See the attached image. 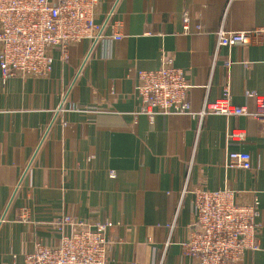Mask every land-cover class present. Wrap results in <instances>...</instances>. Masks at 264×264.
Segmentation results:
<instances>
[{
    "label": "crops",
    "instance_id": "crops-1",
    "mask_svg": "<svg viewBox=\"0 0 264 264\" xmlns=\"http://www.w3.org/2000/svg\"><path fill=\"white\" fill-rule=\"evenodd\" d=\"M98 2L97 24L116 3L118 26H106L102 41L72 44L66 56L54 49L46 78L0 75V264H24L36 243L57 245L61 213L112 224L107 264H196L180 246L196 188H228L243 203L256 198L257 247L237 264H264V121L220 114L149 121L133 90L136 70L170 58L192 86V111L222 98L226 86L230 104L255 111L245 93L264 95V44L216 50L215 32L260 26L264 0ZM117 32L122 38L111 40ZM234 129L243 140L226 139ZM233 151L251 155L248 171L225 166Z\"/></svg>",
    "mask_w": 264,
    "mask_h": 264
},
{
    "label": "built area",
    "instance_id": "built-area-1",
    "mask_svg": "<svg viewBox=\"0 0 264 264\" xmlns=\"http://www.w3.org/2000/svg\"><path fill=\"white\" fill-rule=\"evenodd\" d=\"M99 0H0V75L1 78L16 76L46 78L52 69L51 51L58 49L66 56L72 44L89 41L92 48L105 38L106 26H118L111 7L101 24L95 22ZM189 16L182 14V29L189 31ZM199 31V26L194 27ZM216 50L220 47L245 46L251 41L264 44V23L245 31L218 28ZM113 41L122 38L121 32L110 37ZM151 71L138 69L135 72L134 94L140 99L139 112L149 121L155 115L189 114L200 117L205 114H220L225 117L250 116L264 121V95L247 91L245 97L252 99L255 111L246 106L230 104L227 86L224 96L212 103H205L200 112L190 109L188 92L192 87L184 71L175 67L170 58ZM227 67L230 63L225 64ZM54 111L62 110L66 94ZM78 110L72 108L71 110ZM85 109H80V111ZM229 142L243 140L241 130H232L226 135ZM225 166L228 169L249 170L251 155L245 152H228ZM28 172V167L21 176ZM107 175L115 178L113 170ZM193 195V222L188 237L180 246L186 255L196 259V264H237L244 252L254 250L256 242V217L259 204L255 197L250 203L237 200L236 192L222 188L210 191L196 188ZM59 232L57 245L36 243L25 253L24 264H107L110 238L107 232L111 223L91 225L79 218L61 213L54 217ZM168 243V242H167Z\"/></svg>",
    "mask_w": 264,
    "mask_h": 264
}]
</instances>
